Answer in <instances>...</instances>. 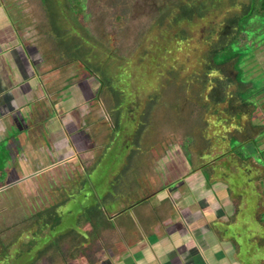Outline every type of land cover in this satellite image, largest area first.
<instances>
[{"label":"rangeland","instance_id":"1","mask_svg":"<svg viewBox=\"0 0 264 264\" xmlns=\"http://www.w3.org/2000/svg\"><path fill=\"white\" fill-rule=\"evenodd\" d=\"M9 1V0H6ZM85 4V9L79 19V27L84 26L82 28V34L83 36L86 33V37L90 38V41L93 43V39L96 41H100L105 46L111 49L114 53L113 56H111V59L115 61V67L112 66L111 72H115L114 69L117 68L118 71L124 70L125 72V78L122 80L125 84H127L125 87L127 92H130V99L129 101L136 100L137 106L139 107L137 110H134L132 112L137 111L136 113H128L127 114V120L125 122L124 126H128L127 122H129V127L124 129L123 131L119 133V129L112 128L110 129V132L112 133V139L110 140L109 144L111 145L110 150V157L108 159H105V161L101 164L99 169H97L95 172V178H92L86 182V185L82 187V189L79 191L81 194V197L83 199L78 200H71L72 204H69L68 207L62 208V216L63 220L60 226L67 230H63L60 233H64L70 229H76L79 230V222L80 221V214L84 213V209L88 206L96 203V197L97 193L94 191L97 180H104L105 177H108L111 170V168L114 166L112 163L115 161L118 163L117 158L119 157L120 161L122 158H120L119 153L123 152L122 147L123 144H126L129 152L134 147V136L136 135L135 127L137 126L136 123L138 122L140 113L144 111L145 105L150 100V97L154 95L155 91L160 90L159 85H162L163 82V76L160 74V71L162 70L159 68V56H157V59H154V53H157V50H159V45H161V42H163L162 34L163 31H167L168 35L171 36L172 32H176L178 29L181 28L183 23H181L178 27H168L169 22L165 21V23L158 22V18L161 15V10L163 8L170 7L175 11V14L179 10V6L181 4H184L185 1L188 0H83ZM203 1L206 3L207 6V13L208 18L205 19L208 24H215L216 21H222L224 17L226 18L229 15H232L230 12L238 11L241 7V5L248 4L251 0H233L237 3L234 7L230 5L232 0H198ZM197 1V2H198ZM220 5L219 9H215L213 4ZM22 3H28V5H25L26 15H33L32 19H36L38 25H36V29H34V26L32 27V37L35 36L38 37L40 40L46 41H40L39 46H42L43 49L50 51V45L52 43L53 39L48 34V31L50 30L49 25H45L46 21V14H44V7L41 5L40 0H23ZM58 5H63V0H58ZM53 4V3H52ZM28 7H31V12L27 10ZM10 8L11 7H7ZM210 9L212 11H210ZM55 9L48 10L49 15L51 13H54ZM10 13L12 14L11 10ZM42 14V15H41ZM35 16V17H34ZM45 19H41L42 17ZM73 17L76 15H72ZM120 17L121 21L118 22V18ZM71 18V17H70ZM72 19V18H71ZM214 19V20H212ZM4 21L0 22V34L4 32L8 36V24L7 22L9 19H1ZM44 22V25L42 23ZM211 22V23H210ZM202 23V21H201ZM199 24V23H198ZM249 24L253 26H248L246 28H251L254 31V34L256 33V36L252 34L248 37L247 41L248 43L243 44L242 47V55L243 58L241 60V63L239 64L240 70L245 69V73L243 71V75H241L242 81L250 82L252 83V86L254 87L253 91L259 90L255 95H253L252 100L254 99L256 103H258V107L256 108V112L253 115V124L259 125V128H255L253 130L254 136H257L255 141L253 143H241L238 144L236 140L233 141L232 148L233 152H223V153H215L213 149L210 151H207L209 155H207V158L209 157V160H214V166L212 167V174L209 175L207 171L202 172V174L207 178L208 181L203 182H197L194 183V185L189 187V190L193 191L194 195H197V198L201 200V203L204 204V200H206L205 195L208 192V195L211 193L210 188H207V184L213 183L214 180L220 179L221 181L228 184L230 187V190L228 191L231 198L233 200H237L234 205L240 206L239 214L232 216V220L230 223L222 222L219 223L218 227L221 228V230H224L226 232L230 233V236L236 238L242 245H243V251L241 252L244 257L245 264L247 263L248 258L250 260H258L257 264L260 262V264L264 263V227H261L258 225V222L256 220H250L251 218V212L253 210L252 202L255 200V193L253 192L255 189H258L253 187V179H252V173L251 170L248 169L246 166V158L248 155H250V164L257 163L259 167L263 168L264 171V89H261L264 87V25L260 24V22L256 21L255 19H251L249 21ZM191 27V29H194L195 27ZM203 26L199 25V28L196 27L194 30V36L197 38L200 33L203 31ZM168 28V29H167ZM2 30V31H1ZM88 32V33H87ZM73 36V34H72ZM72 36H67L64 40L65 41H72ZM8 40V45L11 48L10 55L12 56V50H14V47L17 45L14 40H12L10 37L6 38V42ZM56 40V39H54ZM172 41V42H170ZM168 42L172 44L174 42V39H170ZM32 43V42H31ZM238 44V42H236ZM250 47V48H249ZM53 49H51L52 51ZM107 51V50H106ZM194 51V49H193ZM104 52V51H103ZM155 53V54H156ZM9 54V53H8ZM49 55V54H48ZM56 51L53 50L48 57H52L54 61V56H57ZM118 55V56H117ZM247 56V57H246ZM121 57V58H118ZM32 58V57H30ZM29 58V60H30ZM112 61V63L114 62ZM183 61L185 62V65H189V71L196 70V67L203 64L202 58L197 56L196 54L187 55L184 57ZM32 62H34L32 58ZM38 64V63H37ZM117 65V66H116ZM60 66L59 64H54L45 67L44 72H47L48 80H54L59 76V70H55L56 67ZM39 72L43 67L38 64ZM162 72V71H161ZM69 74V73H68ZM187 76H180L179 80L175 81L173 80V83L169 85L167 90L161 91V98L165 102L163 103V106L159 105L156 107L155 115L150 116L151 124L159 125L160 129H157L156 132H154V136L151 134V132H143L140 137V147L137 148L140 150V153L146 154L148 149L151 151H155L159 153L158 161L151 166L150 165V175L152 177H155V179H158L160 175V171H157L160 166V160L165 157L166 149H162L160 147L161 141L166 140L168 138H171V142L175 143L178 142L179 146L181 147L177 149V156L175 157L177 159L176 165H180L182 169L183 166V160L181 158L182 154L185 156H190L192 153L190 152V148L187 143L183 144L182 139L185 137L186 134H182L180 131L176 130V126L172 124V122H166L164 124L163 121V115H164V107H171V103L174 101H178L180 103L183 102V99L187 97L185 95L187 92L181 90L180 88V82L184 80ZM111 78H114V76H111ZM46 81V82H47ZM64 81V80H63ZM67 81H64V87L67 85ZM194 83H189L187 88L193 87ZM96 85L98 83L95 80H92L89 87L91 88L93 93L96 94ZM199 84L195 85V88L197 90ZM60 86V85H59ZM62 88V87H60ZM71 92L67 93L66 91H62V95L65 94V98H69L70 100L65 103L68 110L71 112H74V118L77 122L78 120V113H85L88 111L86 109L87 107H91L92 100H88V98L84 95L82 97V92L80 91L79 87L71 86ZM261 89V90H260ZM88 88L85 90L86 92L90 91ZM85 91L83 93H85ZM91 93V92H90ZM178 94V95H177ZM127 95V94H126ZM72 97V98H71ZM109 98L112 99V96H109ZM108 98V99H109ZM104 100V98H103ZM106 103V101L104 100ZM254 102V103H255ZM135 103V102H134ZM112 104V101L110 102ZM174 104V103H173ZM164 109V110H163ZM151 115V114H150ZM173 113L169 112L166 114V117L170 120H173L175 116H173ZM24 117V116H23ZM98 117H107L106 121L110 122V116L107 114V111H102L101 114ZM36 119V117H35ZM104 119V120H105ZM109 119V120H108ZM19 120V118H18ZM41 122V120L39 119ZM20 127L24 125L22 122V119L19 120ZM131 122H134L131 124ZM38 121L36 119V124L38 125ZM107 123V122H106ZM56 124V123H55ZM54 124V125H55ZM167 125V127H165ZM100 126H105L104 124L100 123ZM108 126V125H106ZM18 126V129L20 128ZM81 131L77 129L76 125L74 126L73 134L77 136L76 139L73 140L72 144L82 145L84 146V151L88 152L89 156H96L95 154L99 155V153L104 149V144H101L103 141V134L99 135L96 139H89V136L87 135V130H84L83 127H81ZM15 128L14 131H12V137L11 140L7 141H0V175L1 173L6 172V168L12 161L16 162V157L19 159L18 152L23 151V144L25 142V137L22 135L23 133ZM52 130H58L61 131V128L58 127V125L53 126ZM83 130V132H82ZM103 130V128L101 129ZM176 130L177 133H174ZM81 132L80 134L76 132ZM257 131V132H256ZM25 132V131H24ZM100 132V129H99ZM8 134V133H7ZM26 134V133H25ZM40 133H36L37 136ZM61 135V133H59ZM72 134V133H71ZM100 134V133H99ZM158 134L160 136H163L162 138L158 139ZM22 135V136H21ZM134 135V136H133ZM71 136V135H70ZM103 136V137H102ZM114 136V137H113ZM171 136L176 138H172ZM72 137V136H71ZM2 138V137H0ZM131 138V139H130ZM158 140H157V139ZM165 138V139H163ZM157 140L156 142H154ZM125 141L127 143H125ZM168 142V141H167ZM72 144L68 145L66 148L71 149L75 148ZM169 144V143H167ZM170 145V144H169ZM168 145V146H169ZM53 146V144H52ZM175 146V145H174ZM53 149V150H52ZM155 149V150H154ZM173 149V148H171ZM243 149V151L241 150ZM46 150V149H45ZM51 150L54 152L56 151V148L54 150V147L51 148ZM60 151V149H59ZM81 152L80 150H78ZM78 151H76L77 157H79L80 160L84 162V158L82 154H80ZM121 151V152H120ZM48 152V151H47ZM85 154L83 155H87ZM155 153V152H154ZM28 154V153H27ZM32 157H34V153L31 154ZM51 157V156H50ZM49 161L46 160L44 163L40 160H36L33 170L27 172H32L31 176L29 174L25 177L22 176L23 179L19 182L20 184H17L14 186V188L7 187L8 185L0 187V237L5 239L6 237L10 235L11 232H14L17 228V225H22L23 222H26L24 219L25 216L33 209H40L48 205L49 203H52L54 201V198L58 195L59 196V189L63 183H67L73 179H71V175L76 176L77 172H75V168L77 171L80 169L79 167V159L74 161H63L62 163H55V160L51 158ZM116 157V159H115ZM124 157V156H123ZM126 157V156H125ZM180 158V159H179ZM123 161V160H122ZM121 161V162H122ZM139 168L147 167L148 163L144 162V159L139 158ZM87 162V161H86ZM91 161L87 162L86 165H90ZM134 165V164H131ZM186 165V164H185ZM11 167V166H10ZM9 167V169H10ZM43 167V168H42ZM36 169V170H35ZM134 169V167H133ZM132 171L128 172V178L133 174V177L136 175H140L136 172L134 169ZM257 170V169H256ZM255 170V171H256ZM169 174V178L171 179H181V175H178V171ZM202 174H199L198 181L202 179ZM264 176V174H263ZM88 178V177H86ZM183 178V177H182ZM214 178V179H212ZM2 179V178H1ZM212 179V181H211ZM170 181V180H169ZM185 181V180H184ZM197 181V180H196ZM195 181V182H196ZM114 184L116 183V180L113 181ZM125 182V181H124ZM215 182V181H214ZM162 181L159 180V184H161ZM157 184V183H156ZM10 186V185H9ZM126 186H124V183L120 181V190L119 191H112V195L114 197H117L119 195L117 192H120V194L124 193L123 190ZM128 187V186H127ZM193 187V188H192ZM102 188H105L102 186ZM155 189V187H154ZM8 190V191H6ZM93 190V191H92ZM262 190V196L260 200V205H262L263 209L261 213H258V221L259 223L264 222V184L261 187ZM260 193V189H259ZM258 191H256L257 197ZM85 194H88V196L91 197L94 196V198H90L85 196ZM258 199V198H257ZM80 200V202H79ZM249 203L247 204L245 203ZM80 203V204H79ZM163 205H166L164 202L162 203H156V200H152V202L147 203V206H143L141 209H152L157 208L159 211V214L162 213L164 209ZM195 207H198L197 204H194ZM247 206V208H246ZM35 207V208H34ZM136 208V207H135ZM218 208V207H217ZM163 209V210H162ZM218 212L221 209H216ZM163 214V213H162ZM260 227L261 229L255 230V228ZM162 228V229H161ZM159 232L163 234V226H160ZM139 234L140 232H137ZM159 233V234H161ZM59 234V233H58ZM51 238L53 239L55 237V234L52 232L49 233ZM120 231L117 229V231L113 232L112 235L109 236V234L100 237V243L101 245L107 244L115 249L116 256L117 254L122 253L127 248H132L134 245H136V240L130 243L126 244V241H123L122 238L119 237ZM237 235V236H235ZM109 236V237H108ZM137 239L139 240L141 237V234L136 235ZM134 239V238H133ZM132 239V240H133ZM20 240H25L24 237H20ZM50 241V239L48 240ZM47 241V242H48ZM67 242V241H66ZM66 242L63 243L62 247L65 248V251H68ZM141 244H143V239L140 241ZM14 249H10L12 252ZM245 252V253H244ZM248 254H252L249 256ZM50 259L57 260L55 264H66L68 260L71 259V254L69 256H66L65 258H50V255L48 256H40L38 260H35V264H51ZM72 260V259H71ZM71 264L76 263V261H71ZM8 262V261H7ZM6 262V263H7ZM5 263V264H6ZM80 263V262H79ZM78 263V264H79Z\"/></svg>","mask_w":264,"mask_h":264},{"label":"flooded vegetation","instance_id":"2","mask_svg":"<svg viewBox=\"0 0 264 264\" xmlns=\"http://www.w3.org/2000/svg\"><path fill=\"white\" fill-rule=\"evenodd\" d=\"M22 1L23 0H0V22L4 21L1 19H9L7 22L9 32L8 36L6 34V37H10L15 41V43H17L14 50L16 52L18 50H22L28 59L30 57L33 58L35 63H33L32 58H30V66L27 67L25 64L24 67H19V69L26 74V78H33L35 80V87H40L43 91H45V97L43 100L40 99L35 103L40 113H42V115H40L37 119L39 123L38 125L36 124V130L40 133L37 136L35 135L37 132H33L35 129L33 124L36 122V119L31 115L30 117H26V114L24 115V113L20 112V115L22 114V122L24 123L22 128H19V130L23 133L22 135H24L23 137H25L23 151L18 152L20 157L19 159L16 157V162L12 161L7 166L4 177L0 179V187L8 185L7 187L14 188V186L20 184L19 182L23 179L22 176L26 177L28 175L29 177V174L31 176L33 171L30 173L27 172L33 170L32 168L36 163V160H40L44 163L46 160L49 161V157L51 156L50 160L51 158L55 160L53 164L62 163L63 161H74L79 159L76 155V151L80 150L81 152H78L82 154L84 162L79 159L78 164L80 169L77 171V167V169L75 168L74 170L77 172V175H74V177L71 175V179L73 180L63 183V185L57 189L59 191V196L57 195L52 203H49L40 209H33L32 206V210H30L24 218L29 220L28 223L24 225L23 223L25 222H23L22 225H17L16 230L11 232L8 236V239H12L16 236V242L13 243L11 247L14 250L12 252L10 250L8 251L10 254H8L7 258L5 256L6 254L3 255L4 257L0 259V264H5L7 261L8 262L6 264H35V260L40 258V251L45 247V245H48L60 234L65 235L72 230L73 232L67 235L61 243L63 244L67 241L66 245L72 259L70 260L76 261L74 264H78L79 262V264H117L118 259L116 258L115 249L107 244H105V246L101 245L99 242L100 237L107 234L110 236L118 229L120 231L119 237L122 238L123 241H126V244L130 243V239L131 242L136 240V243L139 244L142 239L144 241L146 237H149L151 234L158 233L160 231V226H164V223L167 224V220H170L171 218L173 219L176 216L175 214L180 215L181 213L176 211V206H178L181 202L191 204L192 211V206L194 207V204H197L198 207H195L197 210L193 212H195V214L197 212V218H201L203 216L207 218L208 225L212 228V231L216 234V236L219 237L221 236L220 234L224 236L230 235L229 232L221 230V228L218 227V224L222 222L230 223L232 220L231 217L241 212L240 206L234 205L238 201L233 200L228 192L231 186L220 179L214 180L215 182L213 181L211 184L208 183L207 188H210L211 193L208 195V192H206L207 194L205 195L206 200H204V204L201 203L199 198H197V195L193 194L192 190H189V187L191 188L194 183L203 182L205 180L208 181L202 172L207 171L209 175L212 174L214 160H209L208 157L205 161L198 163L197 158L195 159L194 155H190L188 157L182 154L181 158L184 162V168L182 169L179 167L180 165H176L177 159L175 158L178 157L177 149L181 150V147L178 142L172 143L171 138H168L165 141H161L160 147L162 149L168 148L166 150L165 157L160 160V166L157 167L159 168L157 171H160L159 173L161 176L158 179H155V177L150 175L149 169L150 165L152 166L156 160H159V153H157L155 149V151L148 149L146 154H143L140 153V150L137 148L141 146L140 137L143 132L149 131L153 135L157 129H160V127L159 125L157 126L151 124L149 117L148 119L147 117L142 118V114L137 115L139 116V119L136 123L137 126L135 127L136 135H133L134 148L129 152V150L125 148L127 147L126 144H123L122 151H124H120L121 153H119L120 158H122L121 161H123L121 162L118 157V163L115 161L112 163L114 168L112 167L111 170H109L110 174L108 177H105L104 180L94 179L96 181V184H94V191L97 193V196H95L96 203L85 208L84 213H87L88 209L91 207H96L98 204L101 205L100 210L103 211V218L106 220L104 225L97 227L95 224H98V219L95 220V222L93 220H87V217L89 216H83L84 213H82L79 215V219L81 221L79 222V230L70 229L64 233H60L63 230H67L60 226L63 220L62 208H66L69 204H72L71 200H78L80 198L83 199L79 191L84 185H86L88 180L95 178V171L99 169L105 159L110 157L112 145L109 144L112 139L110 124L112 125V128L119 129V133L122 132L123 127L124 129L129 127V122H127L128 126H124L126 122L124 120H127V114L136 113L137 111H132L137 110L138 108L135 104H133V101H129L130 92L126 91L125 94L123 92L124 97L120 100V102H118V99L116 98L118 96L112 92L113 88L117 85L126 86L127 84H125L124 81L114 83L115 79L111 77L109 79L103 78L102 80L98 75L96 76L95 74H91L90 71L85 68V64L82 63L80 58H77L74 53H67L63 50V48L59 47V33H54V26L51 24V16L48 12V10L52 8L51 6L48 7L43 0H40L41 5L44 7L43 13L46 14L45 25L50 26L48 34L53 38L50 39L52 40L50 48L55 50L56 54H58L57 56H54V61L51 59L52 57H48L53 50L51 51L50 49V51H44L45 49H43L42 46H39L38 43L44 40H40L38 37L35 38V36L32 37V27L34 26V29H36V25H38V23L35 18L32 19L33 15H26L25 5H28V3L23 4ZM7 7H11L10 10L12 14ZM27 10L30 12L32 11L31 7H28ZM40 18L42 19L43 16ZM43 25L44 22L41 26ZM44 42L46 43V41ZM37 63L43 67L40 72ZM56 63H60V66L56 67L55 70L61 69L59 70V76L61 75L62 77L47 81L49 78L47 72H44V68L48 66L51 67V65ZM110 73L113 74L111 70ZM63 80H66L68 83L65 87L63 85ZM92 80H95L98 83L96 88H94L96 90V94L93 93L89 87ZM71 86L79 87L82 92V97L85 95L88 100H92L91 107L86 108L88 109L87 112L83 114L78 113L77 122L74 118V112L68 110L65 105V103L70 99L67 97L65 98V94L62 95V91L70 93ZM87 88L90 91L86 92L85 90ZM124 90L126 89L124 88ZM84 91L85 93H83ZM109 96H112V99L109 98ZM111 101L112 104H110ZM34 109L35 107H32L33 111ZM101 110L107 111V114L110 116V120L108 119L110 122L106 121L107 117L106 119L105 117H102V119L101 117H98L101 114ZM23 115L25 117H23ZM3 123L4 122H0V131H4L5 126H2ZM100 123L105 126H100ZM132 123L134 122H131V124ZM56 125L61 128L60 132L58 130H52V127ZM75 125L80 131L82 129L81 127H83L84 130H87V135L89 136V139L92 140L99 137L101 133L103 134L104 137L102 136L103 141H101V144L105 143V147L99 155L95 154L96 156L92 158L93 155L89 156L88 152L84 151V146H75L72 144L73 140L77 138V136L73 134ZM165 127H167V125ZM102 128L103 130H101ZM29 129H31V131H29ZM23 130H25V132ZM80 131H77L76 133L80 134ZM59 133H61V135ZM174 133L177 132L175 131ZM158 136V139L163 137L160 136V134H158ZM11 137L12 135H5L4 141L11 140ZM171 137L176 138V136ZM0 140L2 139L0 138ZM125 143L127 142L125 141ZM70 144H72L75 148L67 149L66 147ZM52 147H54V150L56 148V151L53 152V149L51 150ZM85 152L87 155H83ZM32 153H34V157L31 156ZM139 158L144 159V162H147L148 166L139 168ZM250 160V155H248L246 158V166L251 170L253 187H258V189L253 191L255 193V200L252 202L253 207L257 198L259 199L256 191L259 193V189L261 191V187L264 184V171L262 167L257 165V163L250 164ZM86 161H91V164L86 165ZM196 163H198V165H194ZM133 167L140 175H135L133 177L132 174L128 178V172L132 171ZM177 171L179 172L178 175H181L183 178L170 179L169 174ZM199 174H202V179L198 181ZM115 180L116 183L114 184L113 181ZM159 180L162 181L161 184H159ZM120 181L124 183L126 190H123L124 193L122 194L117 192L119 195L114 197L112 195V191L120 190ZM102 186L105 188H102ZM85 196L94 198V196L91 197V194L90 196L85 194ZM258 196H262V194L260 195L259 193ZM152 200H156V203L164 202L166 204L163 205L165 209H162L163 214H159V210L157 208H152L151 210L141 209L143 206H147V203L152 202ZM249 203L250 202L245 204L248 206ZM217 207L221 209L219 212L216 210L218 209ZM55 210L57 213L53 215ZM223 212H226L227 218L225 220L219 219ZM48 213L50 215L46 216V218L50 219L49 224L44 226L45 228H42V230H38L39 227H43L39 226V223L37 222V220L41 218L39 216L41 214L47 215ZM56 215L58 217H55ZM54 219L59 221H57L55 226H53L55 221ZM171 228H173V226ZM200 230L201 229H199L198 232ZM136 231L141 234L139 240L136 238V235H139ZM50 232L55 234L53 239L49 235ZM21 236L24 237L25 240L21 241ZM5 239H7V237ZM5 239L0 237V249L2 250L5 249ZM49 239L50 241H48ZM65 253L66 251L63 250L61 254ZM70 260H68L66 264H71Z\"/></svg>","mask_w":264,"mask_h":264},{"label":"trees","instance_id":"3","mask_svg":"<svg viewBox=\"0 0 264 264\" xmlns=\"http://www.w3.org/2000/svg\"><path fill=\"white\" fill-rule=\"evenodd\" d=\"M197 1H185L184 4L179 6L176 14L170 7H162L158 22L164 24L165 21H168V27H178L181 23L183 25L176 32H172L171 36L168 35L167 31H163L161 38L163 42L159 45L157 53H154V59L156 60L159 56L158 66L162 69L160 74L164 80L162 85H159L160 90L155 91L145 105L144 111L140 114H142V118L147 117V119L152 115L154 116L156 107L163 106L165 102L161 98V91L167 90L174 79L177 81L180 76H187L180 82V88L187 92L185 94L187 97L183 99L182 103L174 101L171 103V107H164L163 121L164 123L169 122V124L171 121L174 126L177 125L176 130L186 134L181 141L183 144H188L190 152L200 163L206 160L207 155L210 154L207 153L209 150L213 149L215 153L233 152L231 148L234 140L238 144L240 142L253 143L257 138V136H254L253 130L259 128V125L253 124V115L256 112L258 103L252 98L259 90L253 91L252 83L242 81L241 75H243V71L245 73V69L240 70L239 64L243 59L240 47L248 43V37L254 34L253 29L246 28L248 26L253 28L249 21L255 19L264 25V0H251L248 4L241 5L239 12L232 11L230 12L232 15L224 17L222 21H216L215 24H208L209 22L205 20L209 19L206 3ZM43 2L48 7L51 6L56 10L50 16L54 33H59V47L63 48L65 52H72L77 58H80L91 74L98 75L102 80L114 76V83L121 82L125 77L124 70L118 71L116 68L114 69L115 73H110V70H113L112 66L115 67V61L111 59L114 54L112 50H109L98 39L96 41L93 39L92 43L89 36L86 37V33L84 36L82 34L84 26L79 27V19L85 9L84 1L63 0V5H58V0H43ZM235 2L232 0L230 5L234 7L237 4ZM219 3L212 6L219 9ZM210 11L212 10L210 9ZM73 14L76 17H73ZM117 20L120 22V17ZM192 25L195 28L204 25L202 33L197 38L193 34L195 28L191 29L189 27ZM67 36H72V41H65L64 39ZM254 36H256V33ZM170 39H174L172 44H170L172 41L168 42ZM192 54L201 57L203 64L200 63L196 70L189 71V65H185L183 59L185 56ZM112 61L114 62L112 63ZM190 82L194 83L193 87L187 88ZM196 84H199L197 90L195 88ZM124 88L122 85H117L112 90L118 96L116 97L118 102L124 97L123 92L124 94L126 92ZM261 89H264V87ZM134 102L133 104L137 106V101L134 100ZM137 108L139 107L137 106ZM169 112L173 113L172 117L175 116L173 120L166 117ZM241 150L243 151V149ZM198 163L194 165H198ZM4 175V172L1 173L0 179ZM100 206L98 204L96 207L89 208L87 213L83 215L89 216L87 220H93L94 222L98 219V224H95L97 227L103 226L106 222ZM55 213H57L56 210L53 215ZM48 215L50 214L39 216L41 218L37 222L39 226L43 227H39L38 230H42V228H45L44 226L49 224L50 219L46 218ZM54 220L53 226L58 221ZM25 221L24 225L29 220ZM72 232L73 230L54 238L48 245H45L43 251H40V256L50 255V258L53 259L58 256L59 258L69 256L68 251L61 254L63 250H66L62 247L61 242ZM15 242L16 236L12 239H5V249H0V259L5 254L7 258L10 254L8 251ZM50 261L53 260L50 259ZM56 261L54 260L51 264H55Z\"/></svg>","mask_w":264,"mask_h":264},{"label":"crops","instance_id":"4","mask_svg":"<svg viewBox=\"0 0 264 264\" xmlns=\"http://www.w3.org/2000/svg\"><path fill=\"white\" fill-rule=\"evenodd\" d=\"M6 38V34L2 32L0 34V122H4L2 126L5 127L4 131H0V137L2 136L3 141L5 135H12V131L20 127L19 120L22 119L20 112L26 114V117L31 115L36 119L42 115L35 103L45 97V91L35 87V80L26 78V74L19 69L25 64L29 67V59L22 50L17 52L12 50L11 56V48ZM32 107H35L34 111ZM36 128L37 126L33 132L39 133ZM260 200L261 196L254 203L250 220H256L258 225L264 227V222L259 223L257 220L258 213L263 209ZM176 208L181 214H175L173 219L167 220V224L164 223L163 234L161 232L151 234L146 237L143 244H136L117 254V264H245L241 253L243 245L236 238L222 234L216 236L205 216L197 218V212L196 214L193 212L197 210L195 205L192 206L193 211L191 204L186 202H181ZM226 218V212H223L219 219ZM199 229L201 230L198 232ZM259 229L261 228L258 226L254 231ZM257 261L248 258L246 264H257Z\"/></svg>","mask_w":264,"mask_h":264}]
</instances>
